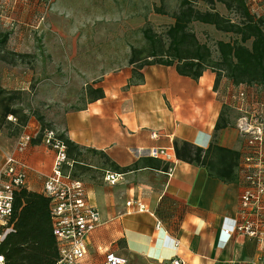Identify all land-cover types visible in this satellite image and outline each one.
<instances>
[{"label": "crops", "instance_id": "1", "mask_svg": "<svg viewBox=\"0 0 264 264\" xmlns=\"http://www.w3.org/2000/svg\"><path fill=\"white\" fill-rule=\"evenodd\" d=\"M159 4L160 0H53L47 13L58 49L36 54L30 71L49 76L45 100L62 98L65 75L103 92L95 100L85 90L74 94L68 102L79 100L80 106L64 113L62 131L74 143L105 153L119 167L137 164L117 171L103 158L86 161L88 170L80 174L81 180L101 223L86 236L83 262L103 264L105 254L114 252L127 264H166L175 255L186 264H249L256 257V241L234 231L244 187L245 140L236 128L241 113L228 102L231 92L248 85L235 86L222 78L216 89L210 70L193 79L161 64L136 68L141 80L131 81L130 49L143 43L145 21L153 28L173 23L170 16L152 10ZM24 10L16 8L13 14L29 20L31 10ZM46 37L50 41V35ZM61 100L67 103V98ZM221 113L225 126L216 130ZM175 140L232 151L223 155L237 181L224 182L210 176L203 165L177 159ZM16 141L7 147L0 137V166L5 155L14 152ZM153 148L163 149L169 158L150 156ZM17 155L30 167L27 188L40 192L43 175L51 170L52 151L30 142ZM146 158L166 168L147 166ZM107 172L121 178L110 184L104 180ZM127 201H138L144 209L128 206Z\"/></svg>", "mask_w": 264, "mask_h": 264}, {"label": "trees", "instance_id": "2", "mask_svg": "<svg viewBox=\"0 0 264 264\" xmlns=\"http://www.w3.org/2000/svg\"><path fill=\"white\" fill-rule=\"evenodd\" d=\"M193 1L195 0H178L173 9L166 8L164 0H160L158 6L153 5L155 13L170 16L173 23L160 33L154 30L149 21H145L141 29L143 43L137 47L131 46L130 49L128 63L134 66L131 81L141 80L142 74L137 69L144 65L161 64L174 66L180 75L193 79H198L204 71L210 70L215 74L214 88L222 78L228 79L235 86L243 84L264 87V16L253 14L246 0H198L206 6L203 10L195 7ZM216 3L222 4L226 11L235 13L237 20L221 14L215 8ZM193 22L211 25L217 31L231 34L232 37L228 40H215L213 49L198 40L190 26ZM7 92L9 91L0 88V95ZM89 93L92 95L91 100L103 95L98 87H90ZM8 115L18 116L14 110L4 105L0 112V127L6 122L11 124V121H6ZM26 120L25 114L17 117L13 136L19 133ZM223 126L225 122L221 113L215 129ZM57 138L66 146L67 157L73 168L70 170L72 177L77 178L79 175L76 170H88L84 152L100 154L104 163L117 171L128 170L137 165L119 167L105 153L74 143L63 131ZM173 147L177 159L203 165L210 176L224 182L237 181L231 163L223 155L233 154L232 151L215 144L204 149L184 140H175ZM144 163L154 168H166V165L152 162L151 158L144 159ZM5 228H9V231L0 240L3 264H57L59 247L52 231L50 198L42 192L26 187L16 190L12 214L7 223L0 227V232Z\"/></svg>", "mask_w": 264, "mask_h": 264}, {"label": "built area", "instance_id": "3", "mask_svg": "<svg viewBox=\"0 0 264 264\" xmlns=\"http://www.w3.org/2000/svg\"><path fill=\"white\" fill-rule=\"evenodd\" d=\"M16 8L21 12L30 9V19L25 20L13 14ZM50 9L51 0H0L1 20L7 21L12 29L23 24L39 35L46 31V16ZM246 87L239 88L228 96L231 106L241 113L236 128L245 140L241 158L244 187L239 197V219L234 231L256 241V257L249 264H264V87ZM30 140L29 133H20L14 152L5 155L0 166V227L7 223L12 214L14 192L22 187L27 188L30 167L17 154L26 150ZM44 143L52 151L53 160L50 172L43 175L40 192L50 198L52 231L59 247L57 264H84L85 239L89 232L100 225V213L88 200L82 180L64 171L65 167L71 166L65 144L52 130L46 131ZM149 155L163 157L165 160L169 158L163 149H150ZM120 178L119 173L107 172L104 175V180L110 184ZM134 204L138 210L144 209V205L138 201L126 202L128 206ZM8 231L9 228H5L0 232V240ZM176 244L175 241L174 245ZM103 264H127V260L114 252H107ZM166 264L186 262L175 255Z\"/></svg>", "mask_w": 264, "mask_h": 264}, {"label": "rangeland", "instance_id": "4", "mask_svg": "<svg viewBox=\"0 0 264 264\" xmlns=\"http://www.w3.org/2000/svg\"><path fill=\"white\" fill-rule=\"evenodd\" d=\"M178 0H164L165 7L173 9L176 7ZM249 9L256 16H264V0H246ZM53 0H51L52 8ZM193 5L201 10L206 6L198 0L193 1ZM215 8L221 14L237 20V16L233 12H228L220 3L215 4ZM25 15V14H23ZM26 18V17H23ZM47 18V16H46ZM164 23H159L154 27V30L162 33L165 30ZM191 28L195 32L200 42H205L214 49V41L217 39L228 40L232 37L231 34L217 31L213 26L202 24L200 22L191 23ZM49 34L51 39L47 40L46 35ZM58 40L56 35L51 32L50 25L46 24V31L40 35L23 24H18L15 29H12L7 21L0 18V88L7 93L0 95V112L4 105L14 110L20 117L23 114L27 115V120L24 126L21 127L19 133L13 136L16 128L17 117L15 115H8L6 121H11V124L4 123L0 127V137L3 138L7 147H11L16 141L21 132L27 131L31 135V140L38 141L37 143H44V133L52 130L56 137L62 132V118L65 112L76 109L80 106V101L69 103L74 94H80L89 91L88 84L82 87V81L79 78L76 80L70 79L69 75H65L64 86L60 89L62 98L45 100L48 75H34L30 71L34 68L35 55L43 53L46 50H57ZM249 46V43L247 44ZM29 72L28 74H26ZM14 77L18 81H14ZM52 76H50L51 79ZM82 87V88H81ZM18 91V92H17ZM18 94H15V93ZM79 99L81 96H78ZM67 98V103L62 104L61 99ZM264 99V97H263ZM28 127V128H27ZM48 147V146H47ZM49 148V147H48ZM84 152L85 161L89 158L102 161L100 155H91ZM72 166L65 167L64 171L70 172ZM79 174L78 179L81 180V170H76ZM90 173L88 172V175Z\"/></svg>", "mask_w": 264, "mask_h": 264}]
</instances>
